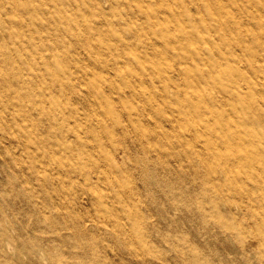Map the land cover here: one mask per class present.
I'll return each mask as SVG.
<instances>
[{
	"label": "rangeland",
	"instance_id": "rangeland-1",
	"mask_svg": "<svg viewBox=\"0 0 264 264\" xmlns=\"http://www.w3.org/2000/svg\"><path fill=\"white\" fill-rule=\"evenodd\" d=\"M124 1L99 0L103 12L79 17L71 26L83 34L93 19L104 28L126 27V16L110 14L117 2L116 11L132 13L135 2L128 7ZM253 1L244 0L249 6L229 30L248 44L264 43V0L258 6ZM92 4L85 0L83 6ZM65 7L74 18L75 11ZM49 14L57 15L55 6L42 13ZM62 30L58 38H72V30ZM107 42H114L110 35ZM68 48L71 57L87 54L73 43ZM252 61L264 66V54ZM5 70L0 67V76ZM110 71L100 74L115 77ZM245 75L260 87L264 83L251 71ZM94 77L89 74L86 82ZM25 91L9 79L0 84V264H264V239L258 236L264 230L256 220L264 213V155L252 162L254 175L241 164L226 174L239 173V181L225 183L226 175L218 172L213 184L195 155L182 157L175 143L162 151L152 142L142 146L158 128L149 125L153 110H141L146 94L133 99V119L144 122L134 131L123 128L130 115L116 91L103 90L92 101L85 90L59 94L66 108L48 102V116L38 114ZM175 95L169 91L171 99ZM255 101L264 107V93ZM29 109L36 117L23 115ZM258 120L264 134V119ZM160 124L171 128L164 120ZM109 164L115 174L106 171ZM237 191L244 195L229 204V192Z\"/></svg>",
	"mask_w": 264,
	"mask_h": 264
},
{
	"label": "bare ground",
	"instance_id": "bare-ground-1",
	"mask_svg": "<svg viewBox=\"0 0 264 264\" xmlns=\"http://www.w3.org/2000/svg\"><path fill=\"white\" fill-rule=\"evenodd\" d=\"M55 1L56 4L45 0H0V67L6 69L1 73L4 76H0V84L8 83L9 79L23 85L40 116L51 114L46 103L54 108L59 94L85 90L92 101L103 90L116 91L130 115L123 128L131 127L134 131L142 130L144 122L133 119L132 113L137 109L133 99L146 94L147 98L140 100L141 110H153L149 125L158 127L153 128L152 139L159 143L148 137L146 142L141 141L142 146L152 142L154 150L162 151L175 143L181 147L182 157L195 155L213 184L218 181V172L226 175L241 164L249 167V176L254 175L252 162L264 155V134L258 120L264 119V107L257 106L255 101L264 93V83L258 86L256 79L247 77L245 71L264 80V75H260L264 74V66L252 61L264 54V43L248 44L247 39H240L242 35L238 37L229 30L230 25L238 26L248 2L126 0L121 3L128 7L135 2L132 13L116 11L118 2L110 12L126 16V27L116 28L107 22L104 28L93 19L83 34L71 25L91 12H103L99 0H91L94 7L89 9L83 6L85 0ZM261 1L252 3L258 6ZM66 5L75 11L74 18L67 13ZM52 6L57 15L43 16L42 13L52 11ZM142 16L145 20H140ZM64 27L73 31L72 38L66 37L68 34L57 37ZM109 35L114 42H107ZM256 35L253 33V38ZM68 43L82 47L86 56L71 57ZM26 50H31L29 55ZM108 69L115 77L100 74ZM81 71V75L74 74ZM89 74L96 77L87 83ZM118 75L120 78L116 80ZM169 91L176 94L175 99L169 97ZM106 105L102 111L107 114L110 108ZM67 111L72 115V110ZM32 112L29 109L23 115L36 117ZM162 120L169 122L171 128H164ZM107 158L105 155L108 161ZM106 169L115 174L110 164ZM239 178L240 174L234 172L224 180L231 184ZM217 189L225 192L219 186ZM239 195L244 193L229 192V204L237 202ZM256 218L264 230V213ZM258 236L264 239V234ZM130 252L133 253L131 249ZM39 256L47 258L43 250Z\"/></svg>",
	"mask_w": 264,
	"mask_h": 264
}]
</instances>
